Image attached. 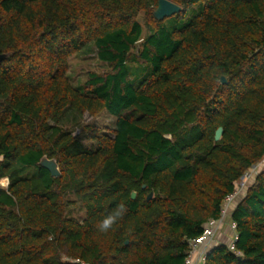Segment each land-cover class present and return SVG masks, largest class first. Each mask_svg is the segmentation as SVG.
I'll list each match as a JSON object with an SVG mask.
<instances>
[{"label":"trees","instance_id":"1","mask_svg":"<svg viewBox=\"0 0 264 264\" xmlns=\"http://www.w3.org/2000/svg\"><path fill=\"white\" fill-rule=\"evenodd\" d=\"M168 1L183 12L159 22V0H0V264H186L264 159V0ZM88 47L110 69L75 87ZM102 113L112 137L87 126L90 145L63 127ZM231 211L238 240L204 264H264V170Z\"/></svg>","mask_w":264,"mask_h":264},{"label":"rangeland","instance_id":"2","mask_svg":"<svg viewBox=\"0 0 264 264\" xmlns=\"http://www.w3.org/2000/svg\"><path fill=\"white\" fill-rule=\"evenodd\" d=\"M194 10H190L187 15V19H190L194 15ZM139 22L141 23L143 30H144V38L154 30V26L150 23L148 18L144 13H141L139 16ZM143 41L140 42L137 46L135 52L139 51L140 47L142 46ZM69 73L68 76L75 87L83 86L91 73H99V74H106L109 72V67L106 64H103L99 61L98 56L96 54V50L94 47H88L83 52L74 55L69 60ZM115 119L107 115L106 113H102L98 116H91L89 114L84 115L82 119H67L63 123V127L67 130L73 132L74 136H78L80 139L84 141L85 144L90 145V142L84 137L85 133H83V128L87 126L98 127L103 130L104 134L112 137V129L114 128ZM264 159L257 165L256 170H250L247 174L249 175L248 178H244L240 180L236 184V190L238 192V196L233 203L230 205L227 204V216L224 219V235L228 238H233L235 236V229L233 228L231 214L232 209L236 205L237 202L240 201L248 192L250 187L256 181L258 175L264 170ZM263 169V170H262ZM5 181H0V188H7ZM74 200V198L70 199ZM225 204V205H226ZM72 214L76 218L82 219L84 217V213L79 211V207H70ZM220 231V233L222 232ZM231 242V241H230Z\"/></svg>","mask_w":264,"mask_h":264},{"label":"water","instance_id":"3","mask_svg":"<svg viewBox=\"0 0 264 264\" xmlns=\"http://www.w3.org/2000/svg\"><path fill=\"white\" fill-rule=\"evenodd\" d=\"M183 12V9L179 7L178 5L168 1V0H159L158 7L156 11L154 12V18L155 20L162 22L165 19L171 18L175 15L181 14ZM7 59V56H0V62ZM222 84H226V79H221ZM224 135V129L219 128L215 134V141L220 142ZM40 166L47 171H49L54 178H59L61 176V171L59 168V165L56 160L49 159L47 156H45L42 161L40 162ZM143 189H146V186H143ZM154 194L151 193L148 196V201L153 199ZM137 198V193L132 194V199L135 200ZM128 244V243H127Z\"/></svg>","mask_w":264,"mask_h":264},{"label":"built area","instance_id":"4","mask_svg":"<svg viewBox=\"0 0 264 264\" xmlns=\"http://www.w3.org/2000/svg\"><path fill=\"white\" fill-rule=\"evenodd\" d=\"M256 167H257V165L254 168H252L251 170L252 171L256 170ZM247 173L241 178V180H243L245 177L246 178L249 177V175ZM238 195L239 194H238L237 190H235L234 194L226 199L225 204L227 203V204L230 205L231 203H233ZM225 204L223 206L221 220L219 222H215V221L211 222L206 227V229L204 231V234L200 238H198L197 240H195V241H193L191 243V251H190V255H189L188 259H187V263L186 264H192L193 255L195 253H197L200 248H204V250H205L204 253L200 254V259L202 260L203 263L205 262L206 257L208 255L207 249L211 246V244L213 243V241L217 237V234H218L222 224L224 223V219L227 216V213H228L227 209H226L227 208V204L226 205ZM232 225H233V228L235 229V225L234 224H232ZM237 240H238V238L235 235L234 236V242H236ZM232 249H233V247H232Z\"/></svg>","mask_w":264,"mask_h":264},{"label":"clouds","instance_id":"5","mask_svg":"<svg viewBox=\"0 0 264 264\" xmlns=\"http://www.w3.org/2000/svg\"><path fill=\"white\" fill-rule=\"evenodd\" d=\"M127 206L121 202L115 208L102 214V219L96 223V228L101 233H107L113 230L114 226H118V222L123 219L127 213Z\"/></svg>","mask_w":264,"mask_h":264},{"label":"crops","instance_id":"6","mask_svg":"<svg viewBox=\"0 0 264 264\" xmlns=\"http://www.w3.org/2000/svg\"><path fill=\"white\" fill-rule=\"evenodd\" d=\"M4 181H5L4 183L7 182L5 185H6V187H8L9 181L8 180H4ZM4 189H6V188H4ZM223 228H224V223L222 224V226H221V228L217 234V237L215 238V240L213 241L211 246L207 249L208 252L215 246H219L220 244L228 245L230 243L231 238H228L227 236L224 235V231L222 230ZM221 230H222V232L220 233ZM204 252H205L204 248H200L199 251L193 255L192 264H204L202 262V260L200 259V254H202Z\"/></svg>","mask_w":264,"mask_h":264}]
</instances>
